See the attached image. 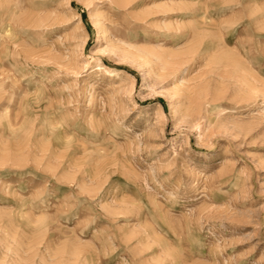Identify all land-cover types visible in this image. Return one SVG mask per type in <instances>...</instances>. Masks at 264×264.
Returning a JSON list of instances; mask_svg holds the SVG:
<instances>
[{"label":"rangeland","instance_id":"rangeland-1","mask_svg":"<svg viewBox=\"0 0 264 264\" xmlns=\"http://www.w3.org/2000/svg\"><path fill=\"white\" fill-rule=\"evenodd\" d=\"M0 264H264V0H0Z\"/></svg>","mask_w":264,"mask_h":264},{"label":"bare ground","instance_id":"bare-ground-1","mask_svg":"<svg viewBox=\"0 0 264 264\" xmlns=\"http://www.w3.org/2000/svg\"><path fill=\"white\" fill-rule=\"evenodd\" d=\"M100 68H104V65H100Z\"/></svg>","mask_w":264,"mask_h":264}]
</instances>
